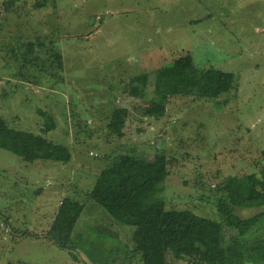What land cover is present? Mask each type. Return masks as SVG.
Segmentation results:
<instances>
[{
    "label": "rangeland",
    "instance_id": "obj_1",
    "mask_svg": "<svg viewBox=\"0 0 264 264\" xmlns=\"http://www.w3.org/2000/svg\"><path fill=\"white\" fill-rule=\"evenodd\" d=\"M56 1L54 51L37 48L23 62L13 37L49 34L51 11L17 21L0 0V117L39 135L52 121L42 136L70 152L63 164L25 163L0 150V264H142L140 229L87 199L122 166H155L166 211L219 220L222 199L239 218L264 213V0ZM184 54L199 70L232 73L235 89L216 100L170 92L165 115L153 118L143 111L151 97L117 88ZM110 108L128 111L121 139L107 133ZM226 178L234 182L221 193ZM66 198L84 210L50 236ZM224 241L225 264H256L245 251L264 249V215L242 240L226 228Z\"/></svg>",
    "mask_w": 264,
    "mask_h": 264
},
{
    "label": "trees",
    "instance_id": "obj_2",
    "mask_svg": "<svg viewBox=\"0 0 264 264\" xmlns=\"http://www.w3.org/2000/svg\"><path fill=\"white\" fill-rule=\"evenodd\" d=\"M28 1L4 0L2 3L5 14L17 21H25L26 18L33 21L39 18L40 13L51 11L46 22L51 29L49 34L38 35L34 41L24 43V37L20 33L13 37L16 39L12 50L21 54L23 62H27L28 56H32L37 48L48 46L52 52L54 41L60 32L56 0H30L29 6ZM50 37L54 38L49 39L47 45L41 42ZM8 40L11 41L10 38ZM234 80L232 73L212 68L197 69L192 57L184 54L170 66L158 68L142 79L118 81L117 88L134 99L151 97L143 110L144 115L160 118L165 115V104L170 92L179 97L196 96L216 100L235 89ZM107 113L108 135L118 139L125 137L128 111L110 108ZM53 128L51 121L42 128L41 135L18 131L11 129L0 117V150L9 149L25 163H67L70 161L68 148L42 136ZM260 156L264 161V151ZM157 176L154 165L122 166L107 172V177L102 176L99 183H95L87 193V199L101 206L115 221L140 229L142 264H169L168 257L175 262L189 259L193 264H225V229L235 231L242 240L264 215L262 213L245 219L239 218L234 214L231 204L222 199L217 206L219 220L197 216L188 210L166 211ZM233 182V178H226L219 192L227 193L228 186ZM83 210L84 205L79 201L63 199L50 226L49 235L56 234L64 222L76 221ZM245 252L251 262L264 263V249L259 247L258 242L246 248Z\"/></svg>",
    "mask_w": 264,
    "mask_h": 264
},
{
    "label": "built area",
    "instance_id": "obj_3",
    "mask_svg": "<svg viewBox=\"0 0 264 264\" xmlns=\"http://www.w3.org/2000/svg\"><path fill=\"white\" fill-rule=\"evenodd\" d=\"M158 137H160V135H158Z\"/></svg>",
    "mask_w": 264,
    "mask_h": 264
}]
</instances>
